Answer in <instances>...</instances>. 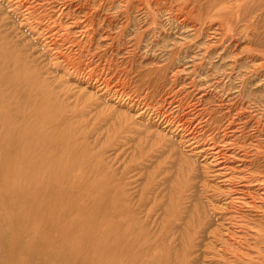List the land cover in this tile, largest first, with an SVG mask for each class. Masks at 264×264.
I'll use <instances>...</instances> for the list:
<instances>
[{
	"label": "rangeland",
	"instance_id": "obj_1",
	"mask_svg": "<svg viewBox=\"0 0 264 264\" xmlns=\"http://www.w3.org/2000/svg\"><path fill=\"white\" fill-rule=\"evenodd\" d=\"M0 114V138L12 123L62 161L65 201L44 202L66 232L80 207L103 213L95 242L136 224L138 264H264V0H0ZM8 159L0 219L47 190ZM18 218L0 264H65ZM89 251L68 264H105Z\"/></svg>",
	"mask_w": 264,
	"mask_h": 264
},
{
	"label": "bare ground",
	"instance_id": "obj_2",
	"mask_svg": "<svg viewBox=\"0 0 264 264\" xmlns=\"http://www.w3.org/2000/svg\"><path fill=\"white\" fill-rule=\"evenodd\" d=\"M11 114L13 115L12 110ZM11 124L12 123L8 124L6 127L4 126L5 132L0 138V149H2L7 155L9 161L12 160V174H14L15 177L18 176L17 179L23 187L30 186L27 184V181L36 185L38 182H36L35 177H40V186L46 187L47 190L45 193L37 197L34 195L30 197L32 202L28 208V214H25L24 208L19 207V209L11 215L4 216L0 219V225L6 226L10 223L11 219H20L18 218V216H20L21 218H26L27 221L29 220L31 227L30 233H33L37 230V226H35L33 220L40 216L43 220L41 228L39 227L42 233L45 236L50 233H56L59 235V241L56 243L62 241V243L67 245L65 247L66 250L62 252L63 257L61 259L65 264L72 263L76 260L77 262H81L80 258L85 261L84 255H86L85 252L87 251V248H90V251L94 252H87L88 256L95 254V252L101 253L97 258L105 264H138L142 251H144L145 248H143V250L141 249L142 251L140 253H134V248H140V246H142L139 242L132 240L133 228L136 224L127 227L129 222H123L119 225L111 226L106 232H104L103 239L95 242L92 237L96 234L93 233L94 227L92 226L93 223H100L104 217L103 213L100 214V211H94L92 212L93 217H90L89 214H86L84 209H80L79 207L81 214L76 222H72L73 229L71 228L69 232L65 231L64 224L68 220L69 210L61 211L58 208L59 203L55 204L54 207H48L46 202H44L45 199L52 196L61 202L65 201L63 195L64 192H62L59 184L61 179L66 175L60 170V168H62V161L56 159L55 163H52V161L47 162L46 156L32 146L33 142L38 144V141L41 140L40 137L36 134H28L30 132L24 128H13ZM12 137L13 139L11 140ZM100 215L102 216V219ZM81 217L82 222L84 220L83 223L79 220ZM18 222H20V220H18ZM130 229L132 230L130 231ZM58 246L61 247L60 244H57L55 247L57 248ZM22 247L23 246H20L14 250L13 254H25V249ZM0 249H4V244L1 242ZM38 251V247H36L35 250H33V256L39 254ZM160 261L161 259L158 260V263ZM156 263L157 260L152 264Z\"/></svg>",
	"mask_w": 264,
	"mask_h": 264
}]
</instances>
